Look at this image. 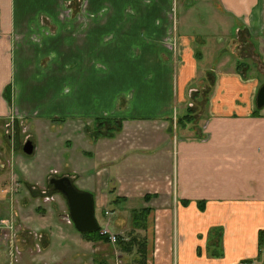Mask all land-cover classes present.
I'll list each match as a JSON object with an SVG mask.
<instances>
[{
	"label": "crops",
	"instance_id": "obj_1",
	"mask_svg": "<svg viewBox=\"0 0 264 264\" xmlns=\"http://www.w3.org/2000/svg\"><path fill=\"white\" fill-rule=\"evenodd\" d=\"M84 2L0 0V209L10 206L13 218L5 221L13 227L10 231H19L0 244L9 264H36V254L47 255L53 245L51 236L42 233L36 237L28 228L34 218L24 221L27 199L38 205L42 201L50 209L56 201L61 207L57 197L64 196L57 192L52 197H40L47 190L29 185V181L26 196L30 198H23L19 186L7 187V161L11 157L6 152V121L16 118L19 122V116L37 123L52 120L45 106L33 107L20 101L23 94L16 78L23 61L18 49L22 36L18 34L35 31L34 24L41 17L52 21L65 8L72 15L78 14ZM218 2L219 11L233 19L236 28L233 35L228 31L218 37V51L207 63L202 53L198 60L200 53L196 54L192 42L179 46L172 27L169 31L160 27L157 39L175 57L168 95L171 101H165L158 119L148 118L141 109L138 115L124 116L130 106L121 107L117 135L110 140L111 183L103 178L106 169L91 178L89 163L82 156L69 160V173L49 175L52 180L70 178L73 184L82 180L85 188H90L86 193L96 192V212L111 205L112 218L107 226L122 241H135L130 232H140L139 247L115 244L121 251L119 260L133 259L134 264H264V109L257 107L264 87V0ZM55 26L38 25L43 33ZM168 34H172L173 44L164 43ZM25 42L27 48L32 46L27 38ZM196 99L200 100L197 106L191 105ZM194 108L205 118L197 137H190L191 127L178 122L195 112ZM176 110L182 112L180 117L173 115ZM144 127L153 131L144 135ZM83 143L80 139L73 146ZM138 221L140 226L136 225ZM24 223L27 230H22ZM43 239L48 246L38 250ZM139 248L140 253L133 257ZM82 251L85 248L79 249Z\"/></svg>",
	"mask_w": 264,
	"mask_h": 264
},
{
	"label": "rangeland",
	"instance_id": "obj_2",
	"mask_svg": "<svg viewBox=\"0 0 264 264\" xmlns=\"http://www.w3.org/2000/svg\"><path fill=\"white\" fill-rule=\"evenodd\" d=\"M218 1L85 0L78 14L72 15L65 8L52 21L43 16L37 22L38 19L34 17L37 22L34 24L37 26H34L35 31L18 34L22 36L18 49L19 59L23 63L20 73L17 71V86L23 94L21 102L33 107L45 106L48 118L52 120L37 123L26 116H19V122L16 118L6 121V152L11 157V161H7V187L19 186L21 189H17L22 192L23 198H30V195L26 196V183L29 181V185L47 190L41 192L40 197H52L58 193L49 175L69 173V160L74 159V156H82L89 163L87 169L92 174L91 178L106 169L103 178L111 183L110 140L111 136L117 135L115 127L123 114L121 107L130 106L124 116L138 115L141 109L148 118L158 119L165 101H171L168 95L172 89L175 57L157 39L160 27H166L168 31L172 27L171 32L179 46L192 42L196 54L200 53L198 60L203 56L207 63L214 59L218 51V37L226 36L228 31L233 35L236 28L234 20L219 11ZM20 8L18 5V12ZM51 23L56 25L53 30H58L54 34L51 33L53 30L43 33V29L38 27ZM171 35L168 34L167 41L164 40L166 45L174 43ZM26 38L32 42L29 48ZM41 40H44L42 44L38 42ZM208 44L210 48H207ZM134 92H138L136 96ZM199 101L192 100L191 105L197 106ZM117 111L120 113L117 114ZM181 114L176 110L173 115ZM204 115L198 109L192 112L194 122L189 125L191 131L188 136L197 137ZM144 128V135L153 131L152 128ZM158 129L162 130V127ZM171 129L175 135V128ZM0 130L3 131L2 128ZM178 130L182 135V126ZM80 139L84 143L80 147L73 146ZM30 140L34 141L37 148L34 156L24 152ZM78 182L74 184L78 191L90 190L85 188L82 180ZM93 193L96 192H92L96 196ZM57 200H60L61 207L56 201L54 207L51 205L53 208L47 209L44 202L38 205L27 199L29 208L23 210L24 221L30 222L34 218L28 228L36 237L44 233L53 239L47 255L36 254V264L53 263L54 260L53 264H134L133 259L119 260L121 251L115 244L84 237L75 229L72 220L66 217L70 215L66 198L58 195ZM107 206L96 212L101 228H105L112 218L109 216L112 207L109 204ZM9 208L0 209V221L13 218ZM25 224L22 230H27ZM14 232L19 233L18 228L5 230L0 235V244L8 240L10 234H16ZM130 235L135 236L131 246L139 247L140 232L134 229ZM83 241L88 243L84 244ZM46 242L43 239L38 250L46 249ZM82 248L85 251L79 252ZM134 253L133 257H137L140 248ZM5 255L0 252V264H9Z\"/></svg>",
	"mask_w": 264,
	"mask_h": 264
},
{
	"label": "water",
	"instance_id": "obj_3",
	"mask_svg": "<svg viewBox=\"0 0 264 264\" xmlns=\"http://www.w3.org/2000/svg\"><path fill=\"white\" fill-rule=\"evenodd\" d=\"M259 110L264 109V87L260 90L257 99ZM28 156H33L35 147L32 142H28L24 148ZM56 192L61 193L67 198L71 219L76 229L83 234L93 233L100 229L96 217V205L94 196L91 193L78 191L70 178L54 179L51 181Z\"/></svg>",
	"mask_w": 264,
	"mask_h": 264
},
{
	"label": "trees",
	"instance_id": "obj_4",
	"mask_svg": "<svg viewBox=\"0 0 264 264\" xmlns=\"http://www.w3.org/2000/svg\"><path fill=\"white\" fill-rule=\"evenodd\" d=\"M194 118L192 117V113H190L188 116H186L185 118H183V119H181L178 123L179 124H182V125H184V126H187V125H190V124H192L194 121ZM102 126V125H101ZM146 212V214L148 213V210H146L145 211ZM141 215V214H140ZM142 216V215H141ZM138 224H136V225H138V226H140V222L138 221L137 222ZM87 236H90V237H93V238H97V239H99V240H104L105 242H107V243H110L109 242V240L107 239V238H105V237H103L102 235H101V228L98 230V231H96V232H93V233H90V234H87ZM133 242H134V240H132V242H129V243H126L125 241H122L121 239H119V241H118V243L119 244H125L126 246H131L132 244H133ZM132 247V246H131Z\"/></svg>",
	"mask_w": 264,
	"mask_h": 264
},
{
	"label": "built area",
	"instance_id": "obj_5",
	"mask_svg": "<svg viewBox=\"0 0 264 264\" xmlns=\"http://www.w3.org/2000/svg\"><path fill=\"white\" fill-rule=\"evenodd\" d=\"M107 215H109V213H107ZM12 228L13 227L8 222L0 221V233H3L5 230H10ZM101 235L107 238L111 244H117L119 241L118 236L115 233L111 232L109 226L101 229Z\"/></svg>",
	"mask_w": 264,
	"mask_h": 264
},
{
	"label": "flooded vegetation",
	"instance_id": "obj_6",
	"mask_svg": "<svg viewBox=\"0 0 264 264\" xmlns=\"http://www.w3.org/2000/svg\"><path fill=\"white\" fill-rule=\"evenodd\" d=\"M28 142H32V143H33V145H34V147H35V153H34V155H35V154H36V152H37V151H36V150H37V148H36V146H35V143H34V141H33V140H30V141H28ZM28 142H27V143H28ZM25 146H26V145H25ZM24 148H25V147H24ZM34 155H33V156H34ZM3 233H4V232H3ZM0 234H2V233H0Z\"/></svg>",
	"mask_w": 264,
	"mask_h": 264
}]
</instances>
